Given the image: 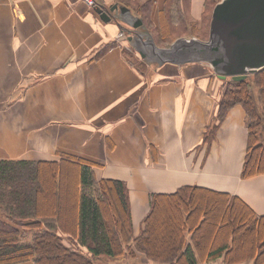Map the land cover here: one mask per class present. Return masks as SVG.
Masks as SVG:
<instances>
[{
	"label": "crops",
	"instance_id": "0c3cea01",
	"mask_svg": "<svg viewBox=\"0 0 264 264\" xmlns=\"http://www.w3.org/2000/svg\"><path fill=\"white\" fill-rule=\"evenodd\" d=\"M95 1L105 8L119 3ZM165 1L151 0L148 15L160 47L175 39L174 33L159 37ZM205 1H179L193 23L180 36L202 35ZM119 31L82 0L0 1V159L58 163L70 156L92 163L96 180L125 183L131 238L112 258H92L86 248L73 247L93 264H258L264 258V175L240 177L244 109L228 110L207 144L203 138L215 122L221 79L199 63L148 65L121 42L102 53ZM181 188L223 194L225 209L231 198L241 201L247 225L255 229L249 245L248 239L234 244L229 227L227 236L205 248L185 225L177 250L188 249L192 263L183 255L172 262L152 260L137 249L133 238L144 228L152 195L170 196ZM179 217L185 221L189 211ZM62 238L66 246L76 240ZM215 248L220 252L212 255Z\"/></svg>",
	"mask_w": 264,
	"mask_h": 264
},
{
	"label": "trees",
	"instance_id": "16d2710c",
	"mask_svg": "<svg viewBox=\"0 0 264 264\" xmlns=\"http://www.w3.org/2000/svg\"><path fill=\"white\" fill-rule=\"evenodd\" d=\"M179 1L166 0L164 9L159 13L158 31L162 40L173 33L175 38L179 32L186 31L188 24H193L187 20L185 11L180 12ZM217 1L206 0L204 4L202 33L205 32L207 36L211 11ZM118 2L140 16L149 29L151 0ZM149 31L156 40L154 30ZM113 46L115 43L106 45L102 53ZM128 50L131 51L130 48ZM221 83L223 95L217 103L215 122L203 141L211 143L228 110L240 105L247 118V145L240 177L245 179L264 175V68L249 80L226 79ZM253 88L257 91V97ZM61 157L58 163L0 159V264H93L92 258L120 255L122 243L131 238L125 183L114 179L96 180L92 163L70 156ZM66 163L74 164V169L65 171L63 165ZM45 166L51 168L54 177V198L45 179ZM64 173L66 183L61 186ZM187 190L181 188L170 196L152 195L144 228L139 236L133 238L135 247L148 258L172 262L183 255L192 263L188 249L182 253L177 250L183 243L181 234L185 225L205 248L210 243L216 244L220 234L227 236L229 227L234 223L237 225V232L232 237L234 244L254 238V226L252 232L247 225L250 218L245 214L241 201L231 198L225 209L222 207L225 202L223 194L196 188ZM61 194L63 198L60 201ZM162 204H168V212L160 220L157 209ZM182 210L189 211L190 221L179 217ZM160 226L164 229L157 233L155 229ZM62 236H72L76 240L66 246ZM261 246L260 255L263 256L264 243ZM73 247L86 248L92 258ZM219 252L215 248L211 254ZM258 264H264L263 257Z\"/></svg>",
	"mask_w": 264,
	"mask_h": 264
},
{
	"label": "water",
	"instance_id": "95a60500",
	"mask_svg": "<svg viewBox=\"0 0 264 264\" xmlns=\"http://www.w3.org/2000/svg\"><path fill=\"white\" fill-rule=\"evenodd\" d=\"M104 22L114 21L131 48L148 65L199 63L221 80L242 81L264 68V0H219L213 6L207 39L179 37L156 44L140 16L120 3L98 6Z\"/></svg>",
	"mask_w": 264,
	"mask_h": 264
},
{
	"label": "rangeland",
	"instance_id": "374dc122",
	"mask_svg": "<svg viewBox=\"0 0 264 264\" xmlns=\"http://www.w3.org/2000/svg\"><path fill=\"white\" fill-rule=\"evenodd\" d=\"M188 30V28L186 29V31ZM120 33H121V35H120ZM122 32L121 31H119V34H118V36H117V39L119 40H117L116 42H115V45H117L119 42H121V44H123V45H125L124 46V49L123 50H125V51H129L128 50V48H130L131 46H130V44H129V42L128 41H126L125 39H123V37H124V34H123V36H122ZM178 34H181V35H183L184 34V31H181V32H179ZM178 34H176V36H175V39L176 38H179V36H177ZM120 35V36H119ZM180 37H184V36H180ZM199 37H201V39H207V35H206V33L204 32V33H202V35H200ZM198 37V38H199ZM123 40V41H122ZM174 40V39H173ZM172 40V41H173ZM157 42V41H156ZM167 47V46H166ZM132 51V50H131ZM130 52V51H129ZM135 52V51H134ZM131 54V53H130ZM129 54V55H130ZM137 55H139L138 53H137ZM139 57H140V55H139ZM142 59H141V57H140V61H141ZM143 61V60H142ZM145 63V62H144ZM152 66H154V65H152ZM205 67H207V66H205ZM208 68V67H207ZM208 69H210V68H208ZM211 71V70H210ZM212 72V71H211ZM213 73V72H212ZM214 74V73H213ZM251 77V76H250ZM250 77H248L247 79L249 80L250 79ZM226 79H229V78H226ZM226 79H223V80H226ZM230 80V79H229ZM222 87H223V84L221 83L220 84V88H219V95H220V97L222 98V96L221 95H223L222 93ZM254 90H253V92H254V96L255 97H257V91H256V89L255 88H253ZM221 98H219V99H221ZM215 121V120H214ZM246 125H247V121H246ZM212 126V124L209 126V127H211ZM74 167H75V165L74 164H72V163H67V164H64L63 165V168H65V171L67 170V169H70V168H72V169H74ZM46 169V170H45ZM43 170L45 171V179L48 181V183H47V186L48 185H50V187H51V191H52V196H53V198H54V186H53V183H54V177L51 175V168H49V167H44L43 168ZM68 171V170H67ZM44 183H45V180H44ZM66 183V179H65V173H64V175H63V177L61 178V186L63 185V184H65ZM62 198H63V196H62V194H61V199H60V201L62 200ZM59 204H60V202H59ZM223 205L224 204H222V207H223ZM46 209H48V208H46ZM158 211H157V215L159 216V217H161L160 218V220H163V218H164V216H166V214H167V212H168V204H162L160 207H159V209H157ZM221 210V209H220ZM155 220H156V215H155ZM231 228H232V230H233V232L234 233H236L237 232V225H236V223H234V224H232L231 226H230ZM163 229H164V227H162V226H160V228H158V229H155V231L157 232V233H160V232H162L163 231ZM249 240L250 239H248V242H246L245 243V246L247 247V245H249ZM53 264H54V262H53Z\"/></svg>",
	"mask_w": 264,
	"mask_h": 264
},
{
	"label": "built area",
	"instance_id": "2783aa9c",
	"mask_svg": "<svg viewBox=\"0 0 264 264\" xmlns=\"http://www.w3.org/2000/svg\"><path fill=\"white\" fill-rule=\"evenodd\" d=\"M0 1H2V0H0ZM82 1L89 7H94L95 6V1L94 0H82ZM120 35H121V33H120ZM122 36H123V34H122Z\"/></svg>",
	"mask_w": 264,
	"mask_h": 264
}]
</instances>
